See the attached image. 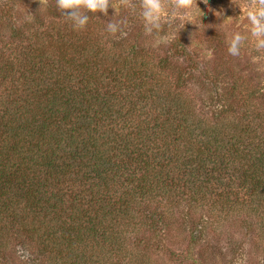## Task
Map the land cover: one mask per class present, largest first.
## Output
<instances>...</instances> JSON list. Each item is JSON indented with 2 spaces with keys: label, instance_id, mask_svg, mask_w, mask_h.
Masks as SVG:
<instances>
[{
  "label": "trees",
  "instance_id": "16d2710c",
  "mask_svg": "<svg viewBox=\"0 0 264 264\" xmlns=\"http://www.w3.org/2000/svg\"><path fill=\"white\" fill-rule=\"evenodd\" d=\"M53 3L0 0V264H132L171 231L172 259L206 264L233 220L264 252V63L252 81L205 35L203 60L179 18L146 34L139 0L122 36Z\"/></svg>",
  "mask_w": 264,
  "mask_h": 264
},
{
  "label": "rangeland",
  "instance_id": "374dc122",
  "mask_svg": "<svg viewBox=\"0 0 264 264\" xmlns=\"http://www.w3.org/2000/svg\"><path fill=\"white\" fill-rule=\"evenodd\" d=\"M13 1L22 16H31L33 12L45 13L47 2L56 3V0ZM238 2L239 0H193L194 7L198 10L197 16L195 17L194 8H190L188 10L190 16L185 20L180 19L179 24L189 47L198 50L203 60H211V56L209 57L207 53L212 50L211 40L205 39L204 35L210 36L209 38L223 39V45L227 48V42L232 33L241 32L247 38L244 47L240 49L238 56H232L225 51L228 53L227 59L236 69H242V73L251 75L252 81H257L258 73L261 72L260 66L264 63V49L257 50L255 48L254 41L247 29L248 21L246 17L241 18L242 13L237 6ZM242 2L248 6L255 4L253 0H242ZM124 4L126 3L122 0H113L115 12L109 7L107 15L99 11L96 13L105 19L106 25L110 19L117 20ZM167 4H165L166 7ZM169 8L172 10L173 6ZM147 41L155 46L163 42L160 37L154 34ZM258 55L261 58L253 62L251 57ZM166 235V240L159 247L150 244V249H145L140 253L144 254L141 258L142 262L132 264H179L178 261L172 259L170 252L172 249L174 251L185 249L187 247L186 238L183 233L178 231H171ZM198 245H202L199 252L205 258L206 264H262L264 262V252L261 251V247L257 246V241L245 231L243 225L237 220L224 222L215 231L212 227L206 229V232L201 235Z\"/></svg>",
  "mask_w": 264,
  "mask_h": 264
},
{
  "label": "clouds",
  "instance_id": "9594fccd",
  "mask_svg": "<svg viewBox=\"0 0 264 264\" xmlns=\"http://www.w3.org/2000/svg\"><path fill=\"white\" fill-rule=\"evenodd\" d=\"M127 2V0H122ZM166 3H170L173 8L169 11V8L165 6ZM56 5L59 10H68L63 15L71 22L74 30L83 29L89 20L87 12L100 13L107 15V9L113 8V0H56ZM140 16L144 23V32L146 34L152 33L153 30L159 32L162 23L172 18H179L185 20L190 16L188 11L190 8H194L195 17L198 14V10L194 7L193 0H139ZM238 8L242 13L241 18L246 17L248 21L247 29L251 38L254 41V46L257 50L264 49V0H257V2L251 6H248L239 0ZM87 10L81 11V9ZM183 10V11H181ZM121 20H108L106 23V31L109 34L125 35L121 30ZM246 37L241 32H233L230 39L227 42V51L232 56H238L240 49L244 47ZM155 46V45H154ZM207 55L210 57L211 52ZM253 62L260 59L259 56H252Z\"/></svg>",
  "mask_w": 264,
  "mask_h": 264
}]
</instances>
